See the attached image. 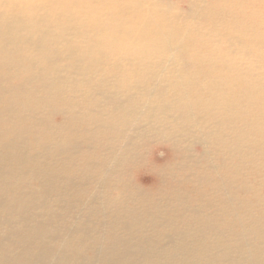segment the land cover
I'll return each mask as SVG.
<instances>
[{"label": "bare ground", "instance_id": "6f19581e", "mask_svg": "<svg viewBox=\"0 0 264 264\" xmlns=\"http://www.w3.org/2000/svg\"><path fill=\"white\" fill-rule=\"evenodd\" d=\"M0 264H264V0H0Z\"/></svg>", "mask_w": 264, "mask_h": 264}]
</instances>
